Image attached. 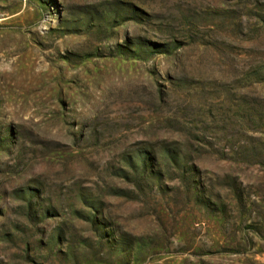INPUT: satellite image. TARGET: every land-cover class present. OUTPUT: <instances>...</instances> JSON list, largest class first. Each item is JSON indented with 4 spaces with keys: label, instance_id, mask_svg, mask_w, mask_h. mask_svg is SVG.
<instances>
[{
    "label": "rangeland",
    "instance_id": "rangeland-1",
    "mask_svg": "<svg viewBox=\"0 0 264 264\" xmlns=\"http://www.w3.org/2000/svg\"><path fill=\"white\" fill-rule=\"evenodd\" d=\"M0 264H264V0H0Z\"/></svg>",
    "mask_w": 264,
    "mask_h": 264
},
{
    "label": "trees",
    "instance_id": "trees-1",
    "mask_svg": "<svg viewBox=\"0 0 264 264\" xmlns=\"http://www.w3.org/2000/svg\"><path fill=\"white\" fill-rule=\"evenodd\" d=\"M146 161V160H145Z\"/></svg>",
    "mask_w": 264,
    "mask_h": 264
}]
</instances>
